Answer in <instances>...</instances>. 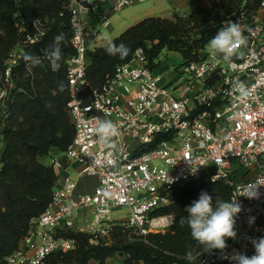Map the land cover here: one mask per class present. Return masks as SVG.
<instances>
[{"label":"built area","instance_id":"2783aa9c","mask_svg":"<svg viewBox=\"0 0 264 264\" xmlns=\"http://www.w3.org/2000/svg\"><path fill=\"white\" fill-rule=\"evenodd\" d=\"M95 1L64 0L59 15L71 16L67 44L73 53L66 59L65 109L75 127L74 139L62 154L83 164L97 185L91 192L79 193L77 181L67 177L7 264H51V256L77 248V239L66 234H85L91 245L98 246L109 244L107 237L116 227L130 241L170 229L173 214L157 212L175 201L173 188L186 179L203 176L223 181L230 200L241 195L248 183L264 178V0L250 18L242 16L239 25L246 43L238 46L230 62L209 54L206 45L198 60L184 61L164 82L139 48L97 88L87 77L94 50L91 41L100 28L110 27L111 19L96 11L100 5ZM144 1L113 0L111 9L120 11ZM47 24L48 20L35 19L26 40L38 42L46 35ZM21 53L20 47L5 70L6 85L11 84ZM236 82L251 90L247 101L238 99ZM6 94L3 91L0 100ZM95 117L117 125L119 134L113 138L117 150L110 152L99 143L92 131ZM50 159L57 169L62 166L57 156ZM233 160L240 163L236 170ZM259 192L258 199L237 198L242 210L235 218L236 238L227 239L223 252H203L197 264H237L234 255L254 254L251 240L264 237V187ZM118 207L126 208L125 218H113ZM105 264L126 261L112 258Z\"/></svg>","mask_w":264,"mask_h":264},{"label":"trees","instance_id":"16d2710c","mask_svg":"<svg viewBox=\"0 0 264 264\" xmlns=\"http://www.w3.org/2000/svg\"><path fill=\"white\" fill-rule=\"evenodd\" d=\"M108 0H96L102 5ZM64 0H0V88L6 85L5 59L11 51L22 48L19 65L13 67L11 84L0 103V142L4 148L0 155V264L18 249L34 219L45 212L53 199L58 185V169L45 163L53 151L63 152L72 143L75 127L66 111L69 86L66 76V59L73 53L67 44L71 33V16L59 15ZM262 0H211L210 5L198 7L189 15L175 13L173 18L147 17L129 27L112 41L128 46L129 55L121 59L110 56L106 45L90 51L91 62L87 77L91 86L103 85L119 65L128 63L136 50L142 48L149 66L157 68L155 62L164 51L178 52L185 62L199 59L202 49L229 22L241 23V18H250ZM41 18L48 20V30L36 43L26 40L33 33V22ZM2 29V32H1ZM65 33L61 44L62 59L58 71H52L44 50L51 49L54 37ZM25 54L40 58V64L26 67ZM62 82L64 90H58ZM205 191L217 199L227 201L229 188L223 182L213 183L203 176L186 179L173 188L175 201L159 210L158 214H174L172 228L165 233H150L130 241L127 234L116 227L110 244L91 245L85 234H66L77 239L75 250L56 254L49 258L51 264H88L94 260L99 264L117 255L126 257V264H189L184 257L188 251L202 252L192 237L187 224L185 208ZM199 256L192 262L197 264Z\"/></svg>","mask_w":264,"mask_h":264},{"label":"clouds","instance_id":"9594fccd","mask_svg":"<svg viewBox=\"0 0 264 264\" xmlns=\"http://www.w3.org/2000/svg\"><path fill=\"white\" fill-rule=\"evenodd\" d=\"M64 40L65 33L61 32L54 37L51 49L44 50V55L49 61L51 70L54 72L58 71L61 67L59 62L62 59L61 44ZM245 43L246 39L240 25L236 22H229L226 27H222L210 39L207 49L209 54L230 62L238 46ZM105 51L110 56L118 55L121 59H124L129 55L131 49L123 43L117 45L113 41L108 40ZM23 59L29 70L41 62L39 57L30 54H25ZM233 88L238 93V99L241 102L247 101L252 95L251 90L243 82L234 83ZM58 90L60 92L64 90L62 82L59 83ZM92 131L96 134L102 146L109 149L110 152L117 150L118 146L113 138L118 136L119 129L115 123L111 120L95 117ZM261 187H264V178H257L256 181L244 186L239 196H244L250 200L258 199ZM239 196H233L227 201L217 199L214 207L213 197L207 192L202 191L199 194V198L185 208L187 217L181 218L180 223L182 226L185 223L187 224L191 237L199 245L203 246V252H211L214 249L223 252L227 248V239L234 240L236 238L235 218L242 210V206L237 199ZM249 223H254V218L250 219ZM251 243L255 249L254 254L250 257L239 253L234 255L232 259L237 264H264V237L253 238ZM201 254L202 252L194 254L190 250L184 258L189 261V264H192Z\"/></svg>","mask_w":264,"mask_h":264},{"label":"crops","instance_id":"0c3cea01","mask_svg":"<svg viewBox=\"0 0 264 264\" xmlns=\"http://www.w3.org/2000/svg\"><path fill=\"white\" fill-rule=\"evenodd\" d=\"M211 0H145L141 3H135L131 6H128L120 11H114L111 9V5L113 4V0H108L104 4L97 7L96 11L105 12L110 16V19H113L112 14L125 11V16L130 19V23H128L125 27H123L118 35H115V38L121 35L125 30L129 27L137 24L141 20L147 17H164V18H173L175 13H178L182 16L189 15L194 9L198 7H206L210 5ZM95 16V12L91 14L93 18ZM112 16V17H111ZM125 16H123L125 18ZM128 19H121L118 21V25H122L124 22H127ZM112 22V21H111ZM112 24L110 25V27ZM109 28V27H108ZM106 29V28H105ZM101 33V30L93 36L91 41L92 49H96L100 47V45H93V41H95L98 35ZM114 38L111 39V41ZM107 45V43L105 44ZM104 45V46H105ZM91 62V59H90ZM51 156H57L59 158L62 166L58 169L59 177H58V185L57 188L60 187L67 177L72 178L77 181V192L79 193H87L93 191L95 186L97 185V179L94 177L87 176L85 173V166L83 164L77 162H70L69 159L59 153L57 151L51 152Z\"/></svg>","mask_w":264,"mask_h":264},{"label":"rangeland","instance_id":"374dc122","mask_svg":"<svg viewBox=\"0 0 264 264\" xmlns=\"http://www.w3.org/2000/svg\"><path fill=\"white\" fill-rule=\"evenodd\" d=\"M125 14H126V10L112 14V16H113V19L111 18L112 26L109 28H106V29L100 28L101 33L98 35L97 39L95 41H93V45L104 46L108 40L115 38V35H118L117 33H120V31H122L123 27H125L128 23H130V19H128V16H130V15H128L126 17ZM123 16H125V18ZM121 19H128V21L124 22L122 25H118L117 22L120 21ZM1 32H2V29H1ZM18 52H20V47L16 46L11 51V54L9 55L10 57L5 59V61H4L5 64L8 65L9 62L11 61V59L13 58V56L16 55ZM155 62L158 64V67L155 69L156 74L161 75L164 82L171 80L173 78V76L175 75V70H178V69L180 70L181 66L185 63L183 60V57L181 56L180 53L170 52L167 50H164L160 54V56L156 59ZM0 75H1V72H0ZM8 87H7V85H3L0 88V94L3 91L7 90ZM0 103H1V100H0ZM4 146H5L4 143L0 142V155H1V152L4 148ZM59 153H62V152H59ZM50 156H51V154L47 157H44L43 161L45 163H50L51 162ZM232 165H233L234 169L236 170L239 168L240 163L237 160H233ZM204 178L213 182V183H217L220 181V180H216V179L208 178V177H204ZM126 216H127V212H126L125 207H118V208L114 209V211H113V218L114 219L125 218ZM173 217H174V219H173V224H174V220H175L174 214H173ZM173 224L171 225V228H172ZM170 229L162 231L161 233L168 232ZM155 233H158V232H155ZM107 240L109 241V244H110L112 242V235L110 237H107ZM112 258L122 259V260L126 261V257L120 256V255H117V256L112 257ZM112 258H110V259H112Z\"/></svg>","mask_w":264,"mask_h":264}]
</instances>
